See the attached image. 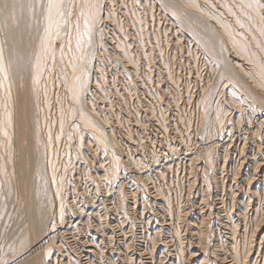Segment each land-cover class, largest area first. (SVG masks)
<instances>
[{
  "label": "rangeland",
  "instance_id": "obj_1",
  "mask_svg": "<svg viewBox=\"0 0 264 264\" xmlns=\"http://www.w3.org/2000/svg\"><path fill=\"white\" fill-rule=\"evenodd\" d=\"M10 24L53 177L42 264H264V0H0V264H26Z\"/></svg>",
  "mask_w": 264,
  "mask_h": 264
},
{
  "label": "bare ground",
  "instance_id": "obj_2",
  "mask_svg": "<svg viewBox=\"0 0 264 264\" xmlns=\"http://www.w3.org/2000/svg\"><path fill=\"white\" fill-rule=\"evenodd\" d=\"M7 8L8 4L3 12V15L6 19L5 22L9 23V12H7ZM8 30L10 32V40L12 43V46L9 48L12 62V65L10 64L9 72L12 82L17 85L16 87L13 86V88H16V90L14 89L16 91L14 96V119L17 127V135L14 139L15 159L17 164L22 169L21 175L19 176V188H21L22 194L20 196H22L23 199L22 205L25 212L24 216L26 215L27 221L29 223L28 226L31 230L29 231L32 233L31 242L33 244V248L26 258V264H42L41 253H43V250L48 248V244L54 239V235L58 232L55 228H52V230L48 224L49 217H51L52 206L54 204L51 191V182L53 177L51 175V171L49 170V158L46 156L48 153L45 154L44 152L43 140L38 129L39 121L36 117L37 113H35V103L34 100L29 96L31 94V88H29L30 86L27 85L29 57L26 50L24 49V41L22 40L21 42L18 40L17 28L10 24L8 26ZM3 119L4 126H7V129L11 128L13 125L11 114L7 112L3 116L2 120ZM260 119L264 120V116H262ZM3 132L4 131H2V133ZM47 145L49 147V144ZM43 181H45V186H43V189H41L40 183ZM61 213H59L60 217L62 216ZM49 230H52V233H49L51 235L48 234Z\"/></svg>",
  "mask_w": 264,
  "mask_h": 264
}]
</instances>
